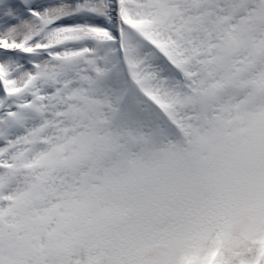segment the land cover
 I'll return each mask as SVG.
<instances>
[{
    "label": "snow or ice",
    "instance_id": "obj_1",
    "mask_svg": "<svg viewBox=\"0 0 264 264\" xmlns=\"http://www.w3.org/2000/svg\"><path fill=\"white\" fill-rule=\"evenodd\" d=\"M0 264H264V0H0Z\"/></svg>",
    "mask_w": 264,
    "mask_h": 264
}]
</instances>
